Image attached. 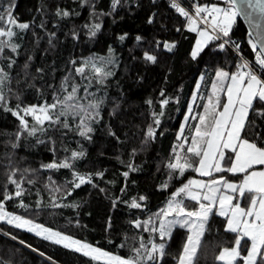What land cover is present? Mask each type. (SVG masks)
Returning <instances> with one entry per match:
<instances>
[{"label":"snow or ice","instance_id":"1","mask_svg":"<svg viewBox=\"0 0 264 264\" xmlns=\"http://www.w3.org/2000/svg\"><path fill=\"white\" fill-rule=\"evenodd\" d=\"M150 3L155 5L156 0H150ZM79 6L88 8V19L66 33V38L70 36L73 41L80 40L81 32L89 40L94 39L102 30L104 17L142 5L139 0L135 3L133 0H110L108 11H97L96 0H79ZM168 7L183 19L176 32L183 28L195 34L188 53L191 61L199 62L205 56L215 60L219 53L230 52L234 54L231 56L234 68L214 69L211 91L202 104L203 110L191 116L193 105H188V114L183 117L184 123L179 125L171 154L166 162H161L169 181L183 177L188 171L207 179L182 181L171 191L165 206L147 214L144 219L131 210L143 213L147 207L144 203L147 196L139 195L130 201H122L119 197L111 200L112 209L118 203H124L130 210L128 224L135 231L131 236L124 233V238L117 245L120 249H127L125 255L38 222L31 217L42 215V200H36L34 208L23 200L30 190L24 185L34 187L41 182L49 191L52 208H78L77 204L65 205L59 201L73 196L83 186L108 197V189L101 182L114 184L115 181L104 179L105 170L81 171V168L88 155L85 143H93L96 132L101 128L118 145L128 139V132H124L122 140L111 123L104 122L105 113L108 117H116L123 110L122 97L121 100H110L107 92L117 67L114 51L109 47V55L105 57L92 56L79 61L70 58L59 83H48L46 93L43 85L36 87L34 83L43 77L44 69L37 67L35 74L32 73L33 56L26 54L24 62H18L23 46L18 41H23L29 31L36 38V45L43 39L36 28L45 32L48 48L56 47L57 34L47 30L43 19L46 6L37 9L42 16L38 24L35 18L30 22H20L14 15V0L6 3L0 0V109L18 121L17 130L12 133L14 139L9 137L3 141L5 151L0 155V168L5 177L0 198V223L32 233L40 240L66 250V254L84 258L85 264H198L203 238L213 230V219L220 218L216 230L222 227L224 233L230 234V246H220L215 256L218 264H264V0H169ZM53 15L59 21L80 13L57 6ZM155 16L156 13L149 15L147 22L152 24ZM238 18L248 26L246 47L251 50L248 54L241 47L243 41L234 39ZM52 27H58V23ZM126 38L127 33L118 37L121 42ZM135 39L140 42L143 38L137 35ZM155 47L171 53L176 44L156 40ZM142 60L146 64H155L158 55L155 51H144ZM52 74L54 77V68ZM13 80L18 86L23 83L25 88L13 89ZM196 87L200 88L199 82ZM32 88H36L37 102L24 103V93ZM197 95V92L192 93L193 101ZM160 96L164 97L163 90ZM13 99L16 101L14 107L10 105ZM145 103L151 107L153 101L149 99ZM168 103L169 99H161L160 111L150 112L151 123L141 129L139 146L132 148L130 159L124 165L127 170L121 173L125 181L130 172L139 170L133 162L136 154L146 151L155 142ZM189 119L196 122L187 127L186 135ZM159 134L163 135V132ZM22 138L31 139L34 145L46 146L52 159L40 163L38 168L21 167L16 150ZM116 159L124 164L120 156ZM60 170L68 173L63 183L53 178V173ZM9 186H12L11 190ZM160 188L167 190L169 183H162ZM125 191L126 184L120 189L122 194ZM14 199L18 200L16 207L29 215L6 209V202ZM111 228L112 217L109 216L105 231ZM178 231L181 242L173 251L170 241ZM143 233L148 234L147 239ZM11 239L17 240V236L11 235ZM108 242L113 243L111 239ZM19 243L42 257L45 264H61L51 254L46 255L24 240ZM2 264L10 262L2 261ZM64 264H72V261Z\"/></svg>","mask_w":264,"mask_h":264},{"label":"trees","instance_id":"2","mask_svg":"<svg viewBox=\"0 0 264 264\" xmlns=\"http://www.w3.org/2000/svg\"><path fill=\"white\" fill-rule=\"evenodd\" d=\"M3 2L6 3L8 0H3ZM135 2L136 0H133V3ZM139 3L142 5L139 8H134L131 11L121 9L118 10V13H113L112 16L104 17L102 30L94 39L89 40L81 32L80 40L73 41L70 36L66 38V33H69L72 27L84 24L88 19V8H81L79 0H14V15L20 22H30L35 18V22L38 24L42 16L41 13L37 12V9L46 6V12L43 15L46 28L48 31H55L57 34L54 49L48 48L46 34L39 28L35 29L37 34L43 37L39 45L34 43L36 38L31 35V31L24 37L23 41H18L23 45L20 49L21 54L18 62L22 64L26 54L33 56L31 62L32 73L35 74L37 67L44 69L43 77L38 78L34 83L36 87L43 85L46 93L48 83H59L60 78L65 74V68L70 58L79 61L82 58L92 56L105 57L109 55V47L113 49L117 67L114 69L115 76L111 79L107 92L110 100H121L122 97L123 110L116 117H108L105 113L104 122L111 123L122 140L125 131L129 134L127 142L118 145L101 128L96 132L93 143H85L88 155L86 161L82 162L84 167L81 168V171L105 170L104 179L115 181L114 184L101 182L102 186L108 189L107 198L97 190L91 189L89 186H83L73 196L59 201L65 205L69 203L77 204L79 205L78 208H52L50 206L49 191L43 187L41 182L34 187L25 184V188L30 190L24 195L23 200L32 208H34L36 200H42V215L38 218L31 217L38 219V222L64 231L76 238L86 239L105 250L125 255L127 249H120L117 245L124 238V233L131 236L135 231L128 224V220L131 218L130 210L124 203H118L117 207L112 209L111 200L119 197L122 201H130L131 198L139 195L147 196L148 199L144 202L147 207L143 213L138 210H131L133 214L144 219L147 214L164 207L171 191L180 186L182 181L186 182L188 178L207 179V177H199L196 173L188 171L183 177L169 181L161 162H166L171 154V147L176 143L175 136L179 131V125L184 123L183 117L188 114V105H193L191 116H195L203 110L202 104L211 91L214 69L216 67L234 68L231 62V56L234 54L230 52L219 53L215 60L205 56L199 62L191 61L188 53L194 43L195 34L189 33L183 28L181 32H176L175 29L181 27L183 19L178 16L174 9L168 7L169 2L167 0H156V4L152 5L150 0H139ZM109 4L110 0H96V9L97 11H108ZM57 6L69 11L74 10L79 12L80 15H73L68 19L57 21V18L53 15ZM152 13H156V16L154 22L149 24L147 17ZM113 18L115 22H113ZM54 23H58V27L53 28ZM124 33H127V38L121 42L118 37ZM137 35L143 38L142 41H136ZM234 39L243 41L241 47L244 49L245 54L251 52L246 47V28L239 18ZM156 40L175 42L176 47L171 53L164 51L162 47L157 50L155 47ZM45 49L48 50L45 51ZM144 51H155L158 55L157 62L146 64L142 60ZM53 68L55 69L54 77L52 74ZM202 76L203 79H201ZM197 82L200 83L199 89L196 87ZM12 87L13 89L19 87L23 90L25 85L22 83L18 86L13 80ZM161 90L164 91V97L160 96ZM193 92L198 93L195 101L192 98ZM164 98L169 99V103L164 109L165 115L161 118L162 124L157 129V138L146 151L138 152L133 158V162L139 170L130 172L127 181H125L121 173L127 170L124 165L130 159L129 153L133 147L139 146L142 135L141 129L151 123L150 112L160 111L159 101ZM149 99L153 101L151 107L145 103ZM22 100L24 103H36L38 100L36 88L27 90ZM15 103L14 99L10 101V105L13 107ZM195 122V120L189 119L186 125V135L188 134L187 127L195 124ZM17 125L18 121L15 117L0 109V155L5 151L3 141L9 137L14 139L12 133L17 130ZM161 131L163 135L159 134ZM132 133L136 135L133 136ZM57 147H59V143ZM72 147H75V145L73 144ZM101 152L103 155H101ZM16 154L17 159L21 160V167L38 168L40 163H47L52 159L46 146L34 145L31 139L25 140L22 138ZM116 156H120L124 164L120 163ZM53 178L63 183L68 178V173L66 170H60V172L53 173ZM4 181L3 169L0 168V198H2ZM164 182L169 183L167 190L160 188V185ZM125 184L126 191L122 194L120 189ZM9 188L11 190L12 186H9ZM37 191H39V196ZM17 203L18 200L16 199L7 201L6 209L17 214L29 215L23 209L16 207ZM109 216L112 217V228L106 232V221ZM77 221H79V224L76 223ZM219 221L220 218L213 219V230L206 233L203 238V247L199 253L198 264H218L215 256L218 254L220 246H230V234L224 233L222 227L218 231L216 230ZM5 233H10V235H5ZM11 235H16L17 240H12ZM143 235L147 239L148 234L143 233ZM109 239L113 243L110 244ZM20 240H24L25 243L44 251L46 255L51 254L61 264L67 261H72V264H85L84 258L66 254V250L50 245L48 242L35 237L32 233L11 228V226L3 223H0V264H2V261H9L10 264H45L42 257L32 252L30 248L20 244ZM180 242L178 231L175 233L173 240L170 241L173 251L178 249Z\"/></svg>","mask_w":264,"mask_h":264},{"label":"water","instance_id":"3","mask_svg":"<svg viewBox=\"0 0 264 264\" xmlns=\"http://www.w3.org/2000/svg\"><path fill=\"white\" fill-rule=\"evenodd\" d=\"M239 19H240V18H239ZM240 20H241V22L243 23V25L245 26L246 31H248V26H247L246 22H245L243 19H240Z\"/></svg>","mask_w":264,"mask_h":264},{"label":"built area","instance_id":"4","mask_svg":"<svg viewBox=\"0 0 264 264\" xmlns=\"http://www.w3.org/2000/svg\"><path fill=\"white\" fill-rule=\"evenodd\" d=\"M167 1L169 2V0H167ZM182 2H185V0H182ZM252 59H254V57Z\"/></svg>","mask_w":264,"mask_h":264},{"label":"rangeland","instance_id":"5","mask_svg":"<svg viewBox=\"0 0 264 264\" xmlns=\"http://www.w3.org/2000/svg\"><path fill=\"white\" fill-rule=\"evenodd\" d=\"M206 102V101H205ZM190 115H192V113L190 114ZM166 204V203H165Z\"/></svg>","mask_w":264,"mask_h":264},{"label":"crops","instance_id":"6","mask_svg":"<svg viewBox=\"0 0 264 264\" xmlns=\"http://www.w3.org/2000/svg\"><path fill=\"white\" fill-rule=\"evenodd\" d=\"M196 179V178H195Z\"/></svg>","mask_w":264,"mask_h":264}]
</instances>
